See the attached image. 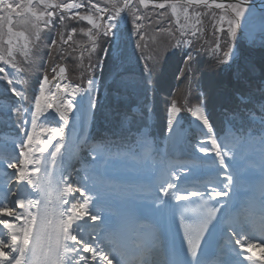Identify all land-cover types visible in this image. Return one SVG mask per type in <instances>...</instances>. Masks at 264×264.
Returning a JSON list of instances; mask_svg holds the SVG:
<instances>
[{"label": "trees", "instance_id": "1", "mask_svg": "<svg viewBox=\"0 0 264 264\" xmlns=\"http://www.w3.org/2000/svg\"><path fill=\"white\" fill-rule=\"evenodd\" d=\"M8 2L30 7L32 11L21 10L19 15L13 13L10 25L7 20H0L2 41L6 38L9 27L27 32L19 25L20 16L31 14L42 7L38 2L30 4L28 0H8ZM77 2L89 4L88 0H77ZM122 2L123 0H91V4L104 7L119 6ZM169 3L173 1H164L162 3L165 5L164 8L159 7L161 3L148 5L134 1L131 4V11L127 9L126 23L120 31L119 57L115 58L110 51L108 52L109 42L106 37L100 40L96 58L92 60L95 63L102 62L100 71L96 72L99 76V91L92 118V129L95 137L99 139L93 146L116 150L133 147L136 149V138L143 128H146L151 136L161 138L167 129V107L173 100L183 109L199 106L203 99L206 109L211 107L217 115L215 121L210 118L216 132H223L225 123L241 134L245 131L254 133L261 131L260 123H254L249 113L254 112L258 117L264 115L257 107L258 104L264 103V49H260L263 50L262 56L254 63L245 59L246 64L242 68V73H237L242 66L234 65L230 68V65L226 67L224 63L220 64L203 48L205 43H201L200 36L190 37L192 39L189 46L181 47L180 41L189 36L181 35V30L170 12ZM178 3L195 7L183 2ZM0 16L6 17L7 13L0 9ZM133 16L138 18L139 31L143 35L142 41L134 29ZM58 20L40 31L37 29L39 35L35 41H31V53L28 57L20 59L19 66L25 74L20 83L24 97L14 92L8 81L0 79V142L10 146L21 142L23 106L27 107L31 104L37 95L41 79L44 76L52 77L53 64L65 59L71 81L84 82L86 79L85 76L79 77L81 71L79 60L72 49L64 47L61 35L74 28L75 32L82 36L80 32L86 30L88 24L73 18L61 22ZM29 31L32 32L30 29ZM151 33H164L167 37H173L171 43L178 45L174 51L165 54L163 58H158L157 52H154L155 47L148 42ZM137 42L141 43L140 48H137ZM66 51L72 53L65 57ZM142 54L147 59H142ZM189 55L193 58L192 64L188 66L187 74L181 75V70L187 66ZM146 62L152 68L151 83H149V73L144 68ZM137 66L142 70H131L132 67L137 68ZM201 93L204 95L201 96ZM135 107L139 112L133 111ZM128 117L125 124V119ZM91 148L92 146L83 148L84 162H93ZM79 173V169L73 171L72 179H75Z\"/></svg>", "mask_w": 264, "mask_h": 264}, {"label": "snow or ice", "instance_id": "2", "mask_svg": "<svg viewBox=\"0 0 264 264\" xmlns=\"http://www.w3.org/2000/svg\"><path fill=\"white\" fill-rule=\"evenodd\" d=\"M89 5L96 8L100 13H105L108 10L106 8H99L96 5L91 4V0H88ZM191 2V0H190ZM197 3L203 4L204 7L210 8L211 5L208 4L207 0H196ZM249 0H236L235 3H229L227 5L223 3H216L215 8L224 11L230 18L227 19V27L216 28L215 31V43L216 47L212 49V55L217 59V61L222 63H227L233 53V47L229 51L223 52V58L220 57L222 52L221 47V37H227L228 39H234L236 35V29L240 22L241 17L244 16ZM141 4L145 3V0H140ZM126 7L131 11L130 0H126ZM57 8L62 9H73L78 7L77 5L67 3L58 4ZM160 8H164V4L159 5ZM0 9L7 13V16H0V20H7L9 25L11 24V17L13 13L17 15L20 14L21 10H26L31 12L30 7L13 5L9 3L8 0H0ZM123 9L117 8L115 12L109 13L107 16L103 17L105 23L97 24L92 16H80L79 13H75V18L81 20H87L92 25L93 28L103 36H108L111 34L114 27L115 17ZM175 10V9H173ZM49 20L53 16L52 12L45 13ZM63 18V17H62ZM223 23L224 17H220ZM49 20H45L44 23L47 25ZM138 18L133 16L134 29L137 35L140 36V40H143V35L139 31V24L137 23ZM12 29L9 27V32ZM91 32V30H90ZM17 35H23V33H18ZM193 36L196 33H192ZM71 39V36H69ZM55 44V41H53ZM96 41H93V48L95 50ZM137 48L141 47V43L137 42ZM142 59H147L141 55ZM192 56L189 55L186 61V68L181 70V75L187 74L189 67L192 64ZM99 61H96V67ZM145 71L149 73V83H151V72L152 68L146 62L144 63ZM3 69H0L2 72ZM60 73H64L65 69L60 68ZM11 82V81H10ZM48 83L47 77L44 78L43 83H41L39 88V95L35 98V112L32 114L31 123L33 130L36 126L37 113L41 112L42 104L41 101L45 98L44 85ZM71 87L72 97L74 98L82 90L79 86L65 85L64 91ZM58 91L60 90L59 85L57 86ZM95 93L94 82L92 79L88 80V87ZM16 92V89H13ZM17 94H19L17 92ZM204 94L201 93V96ZM73 98L69 100L67 95L63 97H53V100L59 99L60 103L54 106V103H48L44 107L48 110L55 107V112L58 113L59 117L63 120L65 124L69 121L70 114L73 112L74 104ZM243 99V97L241 98ZM261 114H264V103L257 105ZM134 112H139V109H134ZM182 111L181 107H178L176 101L170 102L167 107V126L168 131L171 135L174 129V124L178 114ZM186 111L190 112L198 121L204 126L205 132L202 133L203 139L198 142V150L201 153L208 154L214 153L218 160L219 165H221L225 170L221 173L223 176V181L219 187L209 184L203 190L200 189H189L187 191H177L175 190L177 185L176 182L179 180L180 174L187 171V165H194L196 161L191 160L190 162L181 163L175 167L183 169L184 171H172L169 169L168 174L162 178H157L154 187H150V192L143 199H148L152 202L153 207L159 211L161 209H168L169 200H174L177 202H186L187 204L196 203L199 201L197 207L200 209H207V212L202 216L198 228L195 230V236H193L188 230L189 226L186 224L185 212L188 211L185 207V203L179 204L177 210L180 211V226L185 228L183 232V239L187 246V251L191 257L195 258L198 251L201 249V245L205 240L206 233L208 232L209 225L217 217V214L221 210L222 201L220 198L228 197L231 192H233L240 185V179L238 177V172L236 170H229V166L226 164V158L231 157L233 160H238L242 162V167L239 171H243L248 166H254L252 164L246 163L244 156L241 154L238 145L247 144L249 142L259 145L261 154V169L264 171V115L257 116L254 112H250L249 115L254 123L259 122L262 131L258 137H253L251 134L244 135L241 134L239 137L233 141H229L227 137L223 141L217 138L214 132L213 125L210 121L209 114L206 112L204 107L203 99L200 101V105L194 110L192 108H187ZM151 112V109H149ZM129 117L125 119V124H127ZM47 132V139H39L33 132L25 131L26 139L20 144V148L24 149L27 147V152L21 151L20 155L24 156V161L22 163L33 164V173H38L40 171L41 161L36 159L33 162L29 158V155L33 151H38L40 154L45 153L49 145L54 147L55 151L51 152L52 157H56L58 153H61L62 142L64 141V132L62 128L51 127L42 128L41 133ZM57 142L53 145L52 141ZM121 155L120 153L116 154ZM92 159L103 160V152L93 150L91 153ZM9 168L16 169V164L9 163ZM45 171H46V166ZM87 172V169H85ZM83 179L89 184L90 187L96 189L95 197L90 195L82 196L83 203L72 204L71 207L67 208L63 212H59L56 209L49 210L48 202L46 199L47 193H45V187L39 180H34L32 174L25 171H19L17 174L18 184L21 182H26L27 185L32 186L36 192L45 193L44 197L40 200H29L27 202L28 208H36L35 213L28 212L25 215L23 212H13L11 209L0 208V213H5L10 216L12 220L21 221L23 223L17 227L16 224L10 222L9 218H0V225H3L6 229L11 230L10 234V244L8 245V250H5V244L3 240H0V264H123V259L116 261L113 257L112 252L118 250L111 242L113 233L107 230L106 224V214H108L107 207L103 205H97L95 211L89 209V205L92 204L94 199L104 198L112 195V190L117 187L115 182L110 178L101 176L98 180L96 177L90 175H84ZM50 183V182H49ZM211 185V187H210ZM81 188H84L81 186ZM81 188H73L71 183L68 184L67 191L78 192ZM262 191H264V184L261 185ZM89 192V191H88ZM215 201V204H213ZM63 203H67L63 201ZM18 208L23 209L25 207V201L23 199L16 201ZM55 215L58 219L54 222L49 217ZM66 217V218H65ZM85 217L88 221H92L91 224H86L88 230H84L85 226L81 227L80 232L83 233L87 231L89 234L88 239L83 238L82 235H78L73 231V225L76 221L83 220ZM224 224L227 228V246L232 250H239L240 255H244L245 252L251 253L256 247H261L259 244L250 243L249 240L252 238L251 230L247 228L243 221L236 220L229 215L224 218ZM264 231V229H262ZM11 253V255H10ZM264 259V256H262ZM246 261L251 262V264H257L254 259V254L247 255ZM143 264H148L147 260L143 261ZM213 264H222L221 261L217 260Z\"/></svg>", "mask_w": 264, "mask_h": 264}, {"label": "rangeland", "instance_id": "3", "mask_svg": "<svg viewBox=\"0 0 264 264\" xmlns=\"http://www.w3.org/2000/svg\"><path fill=\"white\" fill-rule=\"evenodd\" d=\"M138 1L140 3V0H133ZM170 1V0H166ZM30 3V0H28ZM38 2L42 7L37 8L34 12L28 15L20 16V22L19 25L27 30V32L20 31V29H12L11 32H7L6 38L2 41L0 38V69H3L2 72H0V79L8 81L12 89H16L19 94V96L24 97V91L20 87V83L22 79L24 78V72H22L19 63L21 57H28L31 53L32 45L31 41H35L37 38V35H39L40 29L44 28L47 25H53L55 20H58L59 22L65 21L67 18H73L78 21L84 22L88 24V28L86 30H82L80 33L82 36L78 35L76 30L74 28H70L66 34L61 35V42L64 45V47L70 48V50L75 53V57L79 60L80 63V74L79 77L85 76V81H79L75 82L79 86L84 87L88 84V80L91 78H96L97 84H96V92L94 96V104L96 101V96L99 91V76L96 74V72L100 71V68L102 67L101 62H99L98 66L96 67V63L92 62L94 58H96L97 55V49L100 40L102 37H106L109 42L108 52L110 51L111 54L117 58L121 55V52L118 50V45L120 44V31L122 27L126 23L124 10H122L114 19V27L112 29V32L108 36H103L100 33L103 32V29L101 28L99 32H97L93 25L87 21V20H81L75 18V13H79L80 16H92L93 19L97 24L105 23L103 20L102 13L97 11L96 8L91 7L89 4H83L81 2H77V0H66V2H62V0H38L35 1ZM34 2V3H35ZM126 1L123 0L121 6ZM178 2L183 1H173V3H169L170 12L174 16L175 22L181 30V35L184 37L189 36L183 40L180 41L179 46L188 47L190 37H201V43H205L203 45V48L206 49L208 54H212V49L216 47L215 43V31L216 28L219 27H227V19L230 17L222 10L216 9V8H206L203 5H194L195 7L191 8L187 5H183ZM44 3L46 5H44ZM71 3L74 5H78L80 7V10H78V7L73 9H62L57 8L56 5L58 4H67ZM162 4L164 1H158L155 3H148L147 0H145L144 4L148 5H154V4ZM186 3V2H183ZM235 3V2H232ZM141 4V3H140ZM189 4V3H187ZM96 5L99 8H106L107 10L113 9V7H104L98 4H92ZM191 5V4H190ZM119 6V8H122ZM264 6V5H263ZM175 9V10H173ZM52 12L53 16L49 20V18L44 15L45 13ZM114 12V10L112 11ZM110 13V12H108ZM223 16L224 20L223 23L221 22L220 17ZM63 17V18H62ZM45 20H49V23L46 25L44 23ZM58 22V23H59ZM32 30V32L29 31ZM39 29V31H37ZM91 30V32H90ZM83 32V33H82ZM18 33H23V35H17ZM192 33H196L195 36L192 35ZM209 34V35H208ZM211 37H208L210 36ZM69 36H71V39H69ZM85 39H84V38ZM173 37H167L164 33H151V36L149 37L148 42H151L153 44L154 52H157V57H164L165 54H169L170 52L174 51L177 43H171ZM96 41L95 44V50L93 48V41ZM173 44V45H171ZM221 47L222 52L219 54L221 58H223V52L229 51L231 47H233V53L231 59L224 63L223 65L228 67L230 65V68L234 65L236 66H242L239 67L237 73H242V68L245 66V59H249L252 63L256 59H259L262 56V51L260 49H264V10L261 8H258L255 5H247L246 12L243 17H241L240 22L238 24V27L236 29V35L234 39H228L227 37H221ZM71 51H66V56H69V53L71 54ZM106 52V51H105ZM105 52L103 55H105ZM65 59H63L62 62L53 64L51 66V70L53 72L52 77H47L49 81H53L58 71L61 67H65L66 69V76L69 79L68 74V68L66 63L64 62ZM250 63V62H249ZM141 71L142 68L132 67L131 70H138ZM44 76L41 79V82L38 87V92L41 83L43 82ZM79 78V79H80ZM11 81V82H10ZM72 82V81H71ZM119 82V81H118ZM131 82V81H130ZM264 85V83H263ZM37 92V94H38ZM37 96V95H36ZM35 96V98H36ZM31 102L27 107L23 106V112H24V122H23V130L21 134V142L15 144L14 146H10L6 143L0 142V208H3L4 206L10 207L9 203H7V197L5 199L4 195L8 192L14 191V188L16 187V172L14 169L9 168L8 164L13 163L18 165V162L22 155H20L21 151H24V149L20 148V144L23 143V139L25 136L26 131V122L28 117V110L33 105V102ZM9 106V105H8ZM14 107V106H13ZM197 107V106H196ZM192 108L193 110L196 108ZM187 108L185 107L182 109V128H186L187 125L191 122L192 114L188 111H186ZM135 109H138L135 107ZM94 111V110H93ZM210 118L212 121L216 120V113L211 107H208L207 109ZM93 118V115H92ZM91 118V122H92ZM92 125V124H91ZM92 130V126L90 128V132ZM228 130V131H227ZM262 131V129H261ZM261 131H258L257 133L251 132V131H245L242 132L244 135L251 134L253 137H258L261 133ZM215 132V131H214ZM161 138H156L148 134V131L146 128H143L140 133H138L136 138V149L135 147L131 149H121L116 150L113 148H102L100 146H93L94 143H97V137L96 140H91V138H87L84 143L81 145V153L83 151L82 148L92 146L91 151L93 152L94 149L97 151L103 152V160H100L99 158L97 160H93L91 163L84 162L83 159L80 157L77 158L76 166H73L74 168L71 169L72 166L68 169V172L72 173L73 171L79 169L80 173L77 175L75 179H71L70 183L73 188H81L83 186L84 188H81V191L78 192H71V196L74 200V204L83 203L82 196L90 195L94 196L92 192L89 190H95L92 187L89 186V184L83 179L84 175H90L93 177H96L98 180L101 178V176L110 178L115 182L117 185L116 188L112 190V195H119L122 191L125 189H132L135 188V185H141L145 186L147 184H150L153 182L155 184V180L157 178H162L168 174L167 166L165 164V157L162 152V147L165 145L166 141V134ZM217 134V133H216ZM241 133L236 132L233 130L229 124H224V131L221 135H217L222 141L225 137L228 138L229 141H233L237 137H239ZM189 136L191 139H195L196 137V131L192 127L191 132H189ZM204 138V137H203ZM240 148L241 154L244 156L246 163L254 165L246 167L243 171L238 172V177L240 179V186L238 190L243 193L245 191V185H244V178L246 173L249 171H254L258 168V166L261 165V154L259 145L249 142L247 144H241L238 145ZM120 153L121 155L117 156L116 154ZM228 163L232 168H239L242 167V162L238 160H233L231 157L227 158ZM71 169V171H70ZM87 169V172L85 171ZM125 176H128L130 179V183L125 182ZM89 191V192H88ZM147 194H149L147 192ZM103 198L94 199L92 204H90L88 207L90 210L93 211L94 203L100 202ZM2 202V203H1ZM140 203H143L145 207H147V210H150L153 207V204L151 201H144L140 200ZM4 205V206H3ZM0 218H9L6 215L1 216ZM10 222H15V220H12L9 218ZM88 218L85 217L83 220H80V223H83L87 221ZM82 226H75L74 229L77 231L78 235H82L83 238L88 239L89 234L87 231H84L83 233L80 232ZM84 230H88L87 226H85ZM0 240L4 241V244H6V238H4L0 234ZM260 245H263L262 243ZM8 250V249H7Z\"/></svg>", "mask_w": 264, "mask_h": 264}, {"label": "bare ground", "instance_id": "4", "mask_svg": "<svg viewBox=\"0 0 264 264\" xmlns=\"http://www.w3.org/2000/svg\"><path fill=\"white\" fill-rule=\"evenodd\" d=\"M61 68L65 69V67ZM91 79L94 82L96 92L97 80L96 78ZM58 85L60 88L59 91L57 88ZM65 85L79 86L77 83L68 80L66 69L62 74L58 71L56 78L53 81L48 80V83L44 85L45 98L41 101V112L37 113L35 129L33 130L31 123L32 114L35 112V100L28 110L26 122V131H34V134H36L39 139H47L48 134L47 132L41 133L42 128H62L64 132V141L62 142L61 153H58L56 157H52L51 152L55 151L52 145H49L48 150L43 154H40L38 151H33L29 155V158L32 159L33 162H35L36 159L41 161L40 171L38 173H33V167L36 166L35 163H22V161H24V156H22L15 170L16 187L14 188V191L8 192L4 195L5 199L7 197V203L11 205V208L4 205L3 208L7 207L13 212H23L25 215H27L28 212H36V208H28L27 202L29 200H38V193L32 186H28L26 182L18 184L17 174L21 170L32 174L34 180L41 181L46 178L48 186L51 185L52 180H57L59 182L63 201L67 202L63 203L62 212L75 203L71 196V192L67 191L68 184L71 181V173L68 172V169L76 163L77 158L81 156V145L89 137L90 128L92 126L91 118L95 107V93H93L92 89L87 88V84L84 87L79 86L82 91L73 98L71 87H68L65 92ZM37 95H39V92ZM65 95H67L69 100L73 98L72 102L74 104L73 112L70 114L67 124H65L59 117L58 113L55 112V107L50 110L44 107L48 103H54V106L58 105L60 103L59 99L53 100V97H63ZM204 107L208 113L205 105ZM181 113L182 111L176 118L171 135L168 131V126L166 129V141L165 145L162 147L165 164L168 171L169 169L172 171H184L175 166L181 163L190 162L191 160L196 161L197 163L185 166L188 170L180 174L179 180L176 182L177 187L175 190H203L209 184L219 187L223 181L221 173L225 169L219 165L214 153H201L197 147L199 140L203 139L202 133L206 131L204 126L192 116L191 122L187 127L182 128ZM192 127L196 131V137L194 140L189 136ZM217 138L222 141L218 136ZM25 139L26 137L24 136L23 140ZM56 142V140H53L52 144L54 145ZM27 150V147H25L24 152H27ZM225 162L229 166V170L240 172L239 169L241 167L237 169L232 168L229 165L227 158ZM44 166H46V171ZM129 180L128 176H125V182L130 183ZM262 184H264V171H262L260 165L254 171L246 173L244 178V185L246 188L243 193L238 190V187L231 192L228 197L220 198L223 203L219 212V223L217 226L218 239L215 241L216 248L214 258L209 264H213V262L217 260L221 261L222 264H228L231 260L246 258L247 255L252 254H254V257L259 256L261 259L262 256H264V246L262 245L261 247L254 248L251 253L245 252L243 256L239 254V250L230 249L227 246L228 234L226 225L224 224L225 216L229 215L239 221H242V219L245 218V221L251 226H253L255 221L261 225L262 229H264V222L259 223L260 221H263L264 217V191L261 189ZM154 186L155 184L153 182L145 186L136 184L135 188L129 190L125 189L119 195L107 196L100 202L94 203L93 211H95L98 204L107 207L109 210L108 214H106L107 230L109 231V229H111L110 232L114 234L111 242L117 249H120V252L115 250L118 257H115L113 254L116 261L123 259L124 263V260H129L124 253L126 250L135 249L139 255L142 250L143 242L145 241V243L151 248L150 252H147L145 257H143L140 264H143L144 260H147L149 264H173L175 248L173 244L174 225L172 216L178 202L169 200V208L166 210L161 209L157 211L154 207L147 210V207H145L143 203H140V200L150 201L148 199H143V197L147 196V192H150V187ZM89 191L92 192L94 196L96 195V189ZM21 199L25 201V207L23 209L18 208L16 205V201ZM139 213H143V215L141 214L142 218ZM0 215L5 216L6 214L0 213ZM7 217L11 218L10 216ZM80 222L81 221H76L73 225V231L76 233L77 231L74 229L75 226L93 223L88 220L83 223ZM12 223L19 227L23 223V219ZM0 234L6 238L5 250H7L8 245L11 242V230L0 225ZM261 241V236H259L256 241L249 240L250 243L259 245L261 244ZM113 264H115V261Z\"/></svg>", "mask_w": 264, "mask_h": 264}, {"label": "water", "instance_id": "5", "mask_svg": "<svg viewBox=\"0 0 264 264\" xmlns=\"http://www.w3.org/2000/svg\"><path fill=\"white\" fill-rule=\"evenodd\" d=\"M158 1H166V0H147L148 3L152 4ZM170 1H183L186 3H189L191 5H203L201 3H197L196 0H170ZM208 4L211 5L212 8H215V4L216 3H223L225 5L232 3V2H236V0H207ZM248 5H255L258 8H261L262 10H264V0H249Z\"/></svg>", "mask_w": 264, "mask_h": 264}, {"label": "built area", "instance_id": "6", "mask_svg": "<svg viewBox=\"0 0 264 264\" xmlns=\"http://www.w3.org/2000/svg\"><path fill=\"white\" fill-rule=\"evenodd\" d=\"M130 3H131V1H130ZM77 6H78V5H77ZM116 9H117V8H116ZM116 9L114 10V12L116 11ZM121 9H124V6H123ZM78 10H80V7H78ZM108 12L112 13V10H108L107 12L102 13L103 16L108 15V14H109Z\"/></svg>", "mask_w": 264, "mask_h": 264}]
</instances>
